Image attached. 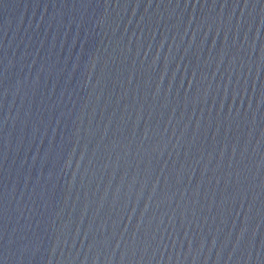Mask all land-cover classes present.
<instances>
[{"label": "water", "instance_id": "water-1", "mask_svg": "<svg viewBox=\"0 0 264 264\" xmlns=\"http://www.w3.org/2000/svg\"><path fill=\"white\" fill-rule=\"evenodd\" d=\"M0 264H264V0H0Z\"/></svg>", "mask_w": 264, "mask_h": 264}]
</instances>
